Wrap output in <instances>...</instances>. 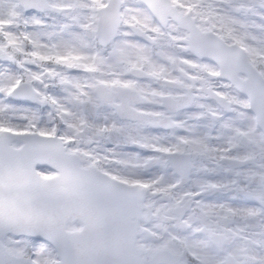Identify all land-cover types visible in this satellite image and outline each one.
<instances>
[{
  "label": "snow or ice",
  "instance_id": "1",
  "mask_svg": "<svg viewBox=\"0 0 264 264\" xmlns=\"http://www.w3.org/2000/svg\"><path fill=\"white\" fill-rule=\"evenodd\" d=\"M0 264H264V0H0Z\"/></svg>",
  "mask_w": 264,
  "mask_h": 264
}]
</instances>
